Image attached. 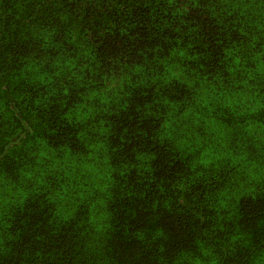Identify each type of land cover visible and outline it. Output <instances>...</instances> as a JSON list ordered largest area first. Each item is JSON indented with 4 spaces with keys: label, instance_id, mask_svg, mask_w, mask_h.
<instances>
[{
    "label": "trees",
    "instance_id": "1",
    "mask_svg": "<svg viewBox=\"0 0 264 264\" xmlns=\"http://www.w3.org/2000/svg\"><path fill=\"white\" fill-rule=\"evenodd\" d=\"M0 264H264V0H0Z\"/></svg>",
    "mask_w": 264,
    "mask_h": 264
}]
</instances>
